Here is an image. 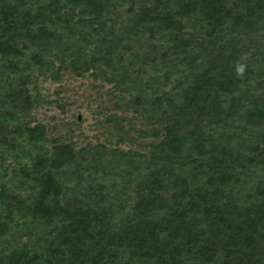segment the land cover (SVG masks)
<instances>
[{"label": "trees", "instance_id": "1", "mask_svg": "<svg viewBox=\"0 0 264 264\" xmlns=\"http://www.w3.org/2000/svg\"><path fill=\"white\" fill-rule=\"evenodd\" d=\"M64 72L151 142L48 139ZM0 264H264V0H0Z\"/></svg>", "mask_w": 264, "mask_h": 264}, {"label": "rangeland", "instance_id": "2", "mask_svg": "<svg viewBox=\"0 0 264 264\" xmlns=\"http://www.w3.org/2000/svg\"><path fill=\"white\" fill-rule=\"evenodd\" d=\"M37 85L45 102L32 117L46 126L47 138L52 141L73 143L78 148L103 144L140 152V145L152 140L138 136L145 128L133 121V115L114 108L110 86L93 81L87 74L77 77L64 72L58 82L40 79Z\"/></svg>", "mask_w": 264, "mask_h": 264}, {"label": "clouds", "instance_id": "3", "mask_svg": "<svg viewBox=\"0 0 264 264\" xmlns=\"http://www.w3.org/2000/svg\"><path fill=\"white\" fill-rule=\"evenodd\" d=\"M247 69H248V65L246 62V57H241V59L238 60L234 65V73L237 78L244 77Z\"/></svg>", "mask_w": 264, "mask_h": 264}]
</instances>
